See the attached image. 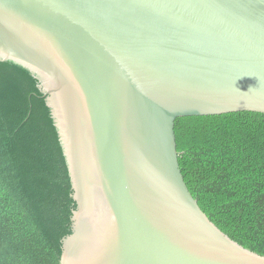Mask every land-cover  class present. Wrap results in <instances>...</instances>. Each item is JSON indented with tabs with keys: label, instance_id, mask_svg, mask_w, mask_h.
Returning a JSON list of instances; mask_svg holds the SVG:
<instances>
[{
	"label": "water",
	"instance_id": "water-1",
	"mask_svg": "<svg viewBox=\"0 0 264 264\" xmlns=\"http://www.w3.org/2000/svg\"><path fill=\"white\" fill-rule=\"evenodd\" d=\"M0 61L37 80L65 159L58 264H264L201 210L174 134L264 113V0H0Z\"/></svg>",
	"mask_w": 264,
	"mask_h": 264
},
{
	"label": "trees",
	"instance_id": "trees-1",
	"mask_svg": "<svg viewBox=\"0 0 264 264\" xmlns=\"http://www.w3.org/2000/svg\"><path fill=\"white\" fill-rule=\"evenodd\" d=\"M174 134L180 172L201 210L264 256V113L178 117ZM71 193L37 80L0 61V264H58Z\"/></svg>",
	"mask_w": 264,
	"mask_h": 264
}]
</instances>
